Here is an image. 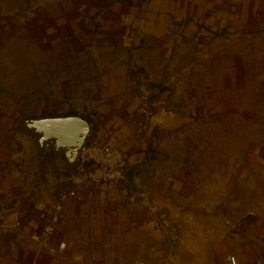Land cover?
Listing matches in <instances>:
<instances>
[{
  "label": "crops",
  "instance_id": "1",
  "mask_svg": "<svg viewBox=\"0 0 264 264\" xmlns=\"http://www.w3.org/2000/svg\"><path fill=\"white\" fill-rule=\"evenodd\" d=\"M240 33H264V0H0V264H94V220H87L85 240L82 217L94 216L100 205L106 215L139 231L153 250L147 262L131 258L132 264H151V258L157 263L166 243L151 224L147 204H164L178 215L171 196L187 195L185 180L177 175L163 185L160 179L153 184L150 164L163 150L164 127L170 129L168 138L176 137L172 125H177L178 114L186 128L207 120L211 110L207 102L195 100L185 102L181 113L165 111L169 88L154 83L153 133L143 129L139 119L131 118L139 103L133 89L141 87L146 72L142 58L164 47L171 53L178 35L205 41ZM221 79L213 87H226ZM73 113L91 122L90 140L109 141L124 151L128 182L89 187L69 200L55 236V243L65 242L66 248L63 254L51 255L38 251L28 234L42 228L58 192L69 184V170L60 173L54 191L50 189L52 181L33 163V137L19 122ZM28 161L33 165L27 167ZM157 163V169L165 168ZM3 218L18 230L1 227ZM189 221L185 218L184 224ZM228 224L217 230L226 236V255L234 254L241 264H258L264 254V211L249 212ZM80 245L88 250L86 255ZM180 250L170 256L172 264H224L200 261L189 246L181 245Z\"/></svg>",
  "mask_w": 264,
  "mask_h": 264
},
{
  "label": "rangeland",
  "instance_id": "2",
  "mask_svg": "<svg viewBox=\"0 0 264 264\" xmlns=\"http://www.w3.org/2000/svg\"><path fill=\"white\" fill-rule=\"evenodd\" d=\"M172 47L171 53L164 47L143 56L141 66L146 72L141 87L133 89L139 99L136 112L142 106L143 96L153 101L156 96L153 84L160 83L169 88L165 93L169 100L165 111L173 109L181 113L185 102L203 100L209 104L211 116L198 125L184 128V119L178 114L177 125H172L176 137L168 138L170 129L165 126L161 138L163 150L158 155L149 154L156 161L150 164L152 183L158 184L160 179L163 185L177 175L185 180L187 195L171 196L177 203L178 215L160 203L180 225L181 237L176 249L170 250L158 230L166 247L156 262L172 264L170 256L179 254L183 245L197 252L200 261L210 259L214 263L223 261L228 253L223 246L226 236L217 230L229 226L228 221L245 218L249 212L264 211V33L220 34L205 41L178 35ZM220 78L226 87L216 89L213 84ZM151 108L154 116L155 109L152 105ZM136 112L131 118L138 120ZM153 120L146 121L150 134ZM17 147H21L20 143ZM44 152L41 155L37 149L33 163L42 176L52 181L49 188L54 191L55 178L67 168L60 161L56 163L47 150ZM173 159L175 163L171 162ZM157 161L165 168L154 167ZM33 180L39 182L38 177L34 176ZM97 207L94 216L85 213L82 217L85 228H81L86 240L87 220H94L97 246L94 252L90 250L95 256L94 264H132L131 258L139 261L141 257L148 261L153 250L147 239L129 223L119 221L112 214L106 215L103 205ZM184 217L190 220L186 224ZM80 246L86 255L88 250ZM154 261L151 258V264Z\"/></svg>",
  "mask_w": 264,
  "mask_h": 264
},
{
  "label": "built area",
  "instance_id": "3",
  "mask_svg": "<svg viewBox=\"0 0 264 264\" xmlns=\"http://www.w3.org/2000/svg\"><path fill=\"white\" fill-rule=\"evenodd\" d=\"M142 99V106L135 115L139 119L138 124L143 129H146V121L151 119L153 114L149 98L143 96ZM132 115L134 116V114ZM90 134L91 131L79 152V168L69 173V184L66 188L58 192L42 228L38 232L28 234L38 251H43L51 255L63 254L66 243L59 242L56 244L55 236L69 200L77 197L80 192L89 187L98 188L110 182H121L126 185L128 182L127 171L129 164L124 151L109 141H92L89 139ZM147 208L150 212L151 224L162 232L170 250L176 249L180 242L181 229L171 212L156 202L148 203ZM1 227L9 230H18L6 218H3ZM256 262L258 264H264V254ZM139 264L147 263L139 262ZM155 264L164 263L157 262ZM224 264L241 263L234 254H228L224 259Z\"/></svg>",
  "mask_w": 264,
  "mask_h": 264
},
{
  "label": "water",
  "instance_id": "4",
  "mask_svg": "<svg viewBox=\"0 0 264 264\" xmlns=\"http://www.w3.org/2000/svg\"><path fill=\"white\" fill-rule=\"evenodd\" d=\"M19 127L31 134L39 152L47 150L56 163L63 162L68 173L79 168V152L91 131L87 118L77 114L30 117Z\"/></svg>",
  "mask_w": 264,
  "mask_h": 264
},
{
  "label": "trees",
  "instance_id": "5",
  "mask_svg": "<svg viewBox=\"0 0 264 264\" xmlns=\"http://www.w3.org/2000/svg\"><path fill=\"white\" fill-rule=\"evenodd\" d=\"M73 114H74V113H73ZM53 115H55V116H56V115H62V114H53ZM63 115H64V114H63Z\"/></svg>",
  "mask_w": 264,
  "mask_h": 264
}]
</instances>
